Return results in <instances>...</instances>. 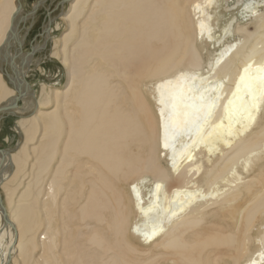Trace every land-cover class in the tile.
<instances>
[{"label":"bare ground","instance_id":"6f19581e","mask_svg":"<svg viewBox=\"0 0 264 264\" xmlns=\"http://www.w3.org/2000/svg\"><path fill=\"white\" fill-rule=\"evenodd\" d=\"M67 1L63 88L26 80L44 46L11 60L16 92L0 67L31 153L0 151V264H264V0ZM20 4L0 0V64ZM222 8L242 39L206 61Z\"/></svg>","mask_w":264,"mask_h":264},{"label":"rangeland","instance_id":"374dc122","mask_svg":"<svg viewBox=\"0 0 264 264\" xmlns=\"http://www.w3.org/2000/svg\"><path fill=\"white\" fill-rule=\"evenodd\" d=\"M21 1L23 4L24 12L22 14V19H21V22L19 24L18 30H16V32H18V34H17L18 39H19L18 42L22 46H21V48L18 47L19 45L17 43H15L16 41H13L11 39L10 45H8V47H7L9 54H8V52L5 53V55L3 57V62H1L0 67H1V70L3 72L4 81L6 82L7 87L10 88L11 90H13V92H16V90H17L16 85L13 83L14 74L12 72L11 65H10L11 60L13 58L17 57L14 60H17V63H22V57L21 56L29 54L30 52H32V50L34 48L44 46L43 49L36 51L32 57L33 60L38 61L39 65L38 66H30L32 69L29 70V72L27 73V77H26L27 82H29L33 86V88L36 90V93L38 94V96H41V94H40L41 90L40 89L42 86H46L47 90H52L55 88L61 89L64 87L61 85V83H65L64 80L66 79V77H65L66 74H65V71H64L62 65L58 62L59 58L57 57L56 54L61 49V44L57 43V41L59 42V40L62 37V33H64L66 31V22H64L65 20L62 18V14L64 13V11L66 12V10L69 7V4H67L68 3L67 0H45L44 3L40 7L36 8V10H34V7H36L35 5L40 0H21ZM62 1H63V3L64 2H67V3L59 5V3H61ZM224 2L226 3V0H223V3ZM57 6H58V8H57ZM237 7H235V8H237ZM260 9H261V11H264V6ZM219 14L222 15L221 18H218L215 22H213V26H214L215 31L217 30V33L221 34V36H223V37H218L222 41L219 43V45H218V43H216L217 45L213 44V45H211V46L209 45L207 47V52L204 56L206 61L212 57V55H210L211 53H213V52L215 53V51H217V50L219 51L220 49H222L226 45L231 44V42L240 41V39H242L241 34L238 32L237 33H230L229 35L226 36L227 37L226 38L225 35L222 34L223 32L221 31L226 27H229V30H236V27L238 24H246V21H243V19L241 17V13L237 14V10L234 11V14L232 12H231V14H229V12L224 13V10L222 8L221 12H219ZM49 17L53 21V23L50 26L52 28V32L50 34H45L46 35L45 36L44 30H46L45 28L48 24ZM58 24H60L59 29H56V26ZM56 44H58L59 46ZM208 53H210V54H208ZM12 54H13V57H12ZM54 84H55V86H54ZM58 84H59V86H58ZM23 105L24 104L22 103L21 100L16 104V106H18V107H22ZM50 106H48V107H50ZM1 117L2 118L0 120V151L2 149H5L7 152H9L8 155L11 156V155H15L22 148L25 147L30 158H31L30 146L28 144V135L17 130L18 124L22 120L30 119V118L28 116H25V115L14 116V115H11L10 113H5ZM239 173L242 174L243 178L245 176H247V174H245L243 169L241 170L239 168ZM24 181L22 182V184H19L17 182L18 184L16 187L18 189V192L24 190V187L27 184ZM147 183H150V180H147ZM7 190L8 189H6V191ZM0 198H1L0 200H1L4 208L9 207L8 206L9 201L7 198V194L5 193V188L2 190L0 188ZM148 199H150V198H148ZM35 210L42 213L40 206H38ZM45 226H46L45 223H43L41 225V227L38 230L39 233L44 232V234H45V232H46ZM41 241L45 242L44 239H41ZM41 244H43V243H41ZM131 244L136 249H138L140 251L145 250V246L138 241L133 240ZM8 249L10 250L11 248L9 247ZM39 252L40 251L38 249L36 252L37 256L40 255ZM13 256H15L14 253L10 254V256H9L10 260L11 259L13 260L15 258ZM159 262H160V260L157 261V263H159ZM11 264H13V263H11Z\"/></svg>","mask_w":264,"mask_h":264},{"label":"water","instance_id":"95a60500","mask_svg":"<svg viewBox=\"0 0 264 264\" xmlns=\"http://www.w3.org/2000/svg\"><path fill=\"white\" fill-rule=\"evenodd\" d=\"M20 3H21V2H20ZM43 3H44V1H43V0H40V1L36 4V7H34V10H36V8L40 7ZM64 3H66V2H64ZM64 3H63V1H62L61 3H59V5H62V4H64ZM59 5H58V6H59ZM58 6H57V8H58ZM19 8L22 9V4L19 5ZM51 20H52V19L49 17L48 24H47V27H46V28H48L49 31H50V29H51V27H50L51 24H49ZM46 28H45V29H46ZM44 31H45V30H44ZM43 33H44V32H43ZM45 34H48L47 31H46V33H44V35H45ZM12 40L16 41L15 43H17V44L19 45V47L21 48L22 45L19 44V42H18L19 39H17V36H16L15 38L13 37ZM18 93H19V91H18ZM19 94H20V93H19ZM19 98H20V96L17 97V99H16V104L20 101ZM9 109H12V108L9 107V108H5V109L0 110V115H1L2 113L7 112Z\"/></svg>","mask_w":264,"mask_h":264}]
</instances>
